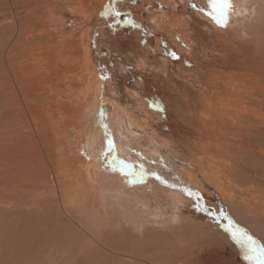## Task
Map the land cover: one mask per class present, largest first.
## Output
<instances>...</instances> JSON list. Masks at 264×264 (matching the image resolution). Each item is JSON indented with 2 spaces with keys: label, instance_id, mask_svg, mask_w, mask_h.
Masks as SVG:
<instances>
[{
  "label": "bare ground",
  "instance_id": "1",
  "mask_svg": "<svg viewBox=\"0 0 264 264\" xmlns=\"http://www.w3.org/2000/svg\"><path fill=\"white\" fill-rule=\"evenodd\" d=\"M28 1L32 4L31 0ZM69 1L73 5L66 9ZM147 1L151 3H146L147 9L153 12L152 4L157 8L154 16L151 15L152 23L145 20L140 25L139 20H134L129 25L137 43L151 35L149 28L152 27L155 31L154 50L170 56L164 42L173 35L171 26L176 27L182 35L181 40L187 44L191 39L189 30L195 32L198 29L199 34L209 31V40L220 46L225 53L223 58L234 57L229 62L237 66L229 72L224 71L220 78L204 73L202 81L203 78L196 73L189 75L190 80L196 83H192L194 86H203L199 90L200 112L194 110V120L201 135L200 151L196 153L193 165L176 168L184 187L179 186L176 179L166 181L160 177L156 183H151L150 188L141 187L131 184L120 171H106L100 166V154L106 143L99 134L98 122L101 108V98L98 100V97H102L103 88L90 41L91 23L98 14L97 4L102 0H84L78 8L75 7V4L79 5L78 1L54 0L60 15L75 18V25L65 35L61 33L63 23L60 20L52 22L50 30L56 34L54 40L22 28L27 22H34L31 13L32 16L21 18L14 16L8 20V25L0 27V95H5V100L14 106L17 114L4 125V130L11 131L12 135L6 137L11 140L10 152L7 153L11 160L8 164L7 159H3L2 165L7 167V171L0 175V204L4 203L0 209L15 212L32 209L31 213L37 220L47 219L45 225L41 222V227L36 224L39 227L35 235L38 236L37 257L28 250L33 245L27 239L31 243L27 246L13 245L20 249L17 251L19 259L26 257V262L35 260L45 264L218 263L209 243L215 240V235L210 233L208 236L207 231L212 229L220 233V238L230 234L227 230L218 231L212 223L207 224L208 219L196 211L201 209V205L219 207L218 202L230 206L226 214H221L231 218L239 231L250 230L259 238L264 233V190L259 187V182H264V142H261L264 137V0H230L229 12L235 16L234 23L224 26L214 22L213 27L203 20L208 17L205 12L208 0H183L184 6L176 0ZM175 6L187 11L194 25L189 27L185 17L175 14L172 10ZM163 11L173 17L165 19ZM123 16L127 18V15ZM5 29L8 32L2 35ZM183 42L173 45V53L180 55V61L188 62L193 55H184ZM149 44L145 41L140 47L144 53ZM50 49L56 54L45 64L42 59L45 57L41 56L43 52L49 55ZM148 58L140 57V65L150 63ZM57 81L61 82L60 88H57ZM142 84L143 80L136 82L138 87ZM128 93L132 96L137 94L131 89ZM113 100L111 110L104 117L120 160L141 166L146 171L152 168L148 161L151 150L140 141L143 138L155 145L166 163L169 162L170 155L163 147L160 133L144 127L134 113L119 107ZM8 111L11 113L12 110L8 108ZM33 115H37L38 120L36 118V123H33L36 125L30 128L28 120H32ZM78 148L89 154L87 163L78 153ZM64 175H67L64 180L66 188L63 184L60 192L58 181L61 183ZM4 185L10 187H4L7 190L3 191ZM35 193L39 194V199H33ZM19 212L16 214L20 217ZM65 214L76 221L74 235L70 231L66 234L75 237L81 233H76L81 228L86 238L91 234L94 239H88L80 246L76 243L64 246L67 242L63 243L62 238L56 236L59 231L65 236L64 230L56 221L61 220L60 217L64 219ZM9 217L12 218L10 214L7 219ZM49 221L55 222L56 228H48ZM147 221L151 225H147ZM146 235L151 236L143 245L140 241ZM8 236L6 233L7 240ZM108 236H112L111 242L126 238L122 243H128L130 251L126 245H122L125 248L122 250L115 247V251L120 253L112 252V246H98L96 239L103 238L105 242ZM20 238L18 241L22 243L25 239L21 241ZM203 242L209 243L208 251H201L199 246ZM7 251L8 257L13 256L9 249ZM102 254L105 258L101 261ZM119 257H125L128 262H120Z\"/></svg>",
  "mask_w": 264,
  "mask_h": 264
},
{
  "label": "rangeland",
  "instance_id": "2",
  "mask_svg": "<svg viewBox=\"0 0 264 264\" xmlns=\"http://www.w3.org/2000/svg\"><path fill=\"white\" fill-rule=\"evenodd\" d=\"M27 1L28 0H0V27L8 25V20L13 18L14 16H16L17 18H21L22 16L26 17L32 14L35 19L34 22H27L28 24H24L22 28H24L26 31L31 30L34 35H41L44 36V38L46 36L54 40L56 34H54L52 30H50L52 29L54 22L60 20L63 23V27L61 30L62 35L67 34L69 30L75 25V18L73 19V17L71 16V18H69L60 15V10H56V4L54 3V0H31L32 4H28L29 1ZM76 1H78L79 3V5L75 4L76 8L81 7L82 2L84 3V0H75V2ZM176 1H178V4H180L181 2V4L183 3V6L185 5L183 0ZM147 2V0H102L101 4H97L99 7L98 14L91 23L90 47L92 50L93 61L97 67L98 73H100L98 79L100 80V85L103 88L102 97L101 95L98 97V100L101 98V108L99 109L98 122L99 128H101V133L99 134H101L103 138L106 139V143L105 149L102 151L103 155L102 153L100 154L102 160L100 162V166L102 165L101 167L106 171H109V169H111V171H119V168L121 166L119 164L120 156L116 151L115 145L114 150H110L107 148V139L110 138L113 144L114 139L109 134V130L106 126L107 120L105 119L104 115L107 112L109 113V111L111 110V105L113 103L112 100L114 99L113 101L118 103L119 107H122L123 109L127 108L129 113H134L137 117V120L140 121L144 125V127H147L151 131H155L158 134L160 133L159 136L164 140V145H166H163V147L167 148L168 154L170 155V160L166 163L164 156L161 154L162 152L160 150H157L154 147L155 145L151 144V142H149L148 140L145 141L143 138H141L140 141L144 142L145 147L151 150L148 154L149 157L147 155L146 156L148 157V161H150L149 167L152 168H149V170L146 171V169L141 166L130 165L132 166L131 173L127 174L126 168V174L122 175L126 176L131 184H136L138 186L146 188H150L151 183H156L160 179H166V181H169L170 179H176L177 182L179 181L178 185L184 187L185 183L179 176L178 172H176V168L177 166L185 168L193 165V159H195L196 153L200 151L199 146L201 135V132L198 129V125L194 120V110L197 109L196 111L200 112L199 103L201 91L199 90L203 89V86H194L192 84L194 82L193 80H190L191 78L189 75L192 73H196V75L200 78H203L202 81H204V73L208 74L210 77L220 78V75L223 74L224 71L229 72L237 66L232 62H229V60L231 61V59H233L234 57H231V59L230 57H228V60L223 58L225 53H222L220 46L217 45L214 41L209 40V31H205L204 34H199L198 29H195V32L189 30L188 33L191 39L187 44L181 40L182 35H179V31H177L176 27L171 26L173 35H171L170 38H166L167 41L164 42V47H166L169 55L171 54L170 56L161 55L158 53V51L154 50L155 31L150 26L149 29L151 30V35H149L146 39H140V43H137L135 40V35L129 30V25L131 23H134V20H139V24L140 22H145V20L147 21L146 23H152L151 15L154 16V10L157 8L153 7L152 4V12L151 9H147ZM71 3L72 2L70 1L66 3V9L67 7L73 5ZM5 6L8 8H6ZM154 6L157 7V4H155ZM32 9L34 10V12ZM70 9H72V7H70ZM172 10H175V14L178 13L180 17H185L190 23L189 27L194 25V20L192 17L188 16L187 11L185 12L184 10L176 6L173 7ZM208 11L209 8L207 7L205 12L208 14ZM33 13L37 16H35ZM117 13H119V15H117ZM162 13L165 19L170 20V18L173 17V15L171 14L169 17V13L165 14L164 11ZM124 14L127 15V18H124ZM41 16L43 19L41 18ZM203 20L206 23L210 24L212 27L215 26L213 19L209 15L208 17L203 18ZM234 21L235 16H233V13L228 12L226 22H222L219 24L229 26L230 24L234 23ZM7 32V29H5L2 35L6 34ZM174 35L176 36V38ZM31 36L32 35H30L29 38H32ZM173 39L175 40L172 41ZM145 41H147L148 44L150 43L148 45V48H145L146 53H144V51L141 50L142 48H140L143 46V43H145ZM179 42H183L182 44H184L182 45L184 55H186L187 57L193 55L192 60H189L188 62H182L180 61V55L172 56V53L175 50L173 45H177ZM2 49H5V46H2ZM42 54L47 55L44 52ZM55 54L56 51L50 49V56L43 55L41 56V58L45 57L42 59L46 64L48 58L53 57V55ZM143 56L145 58L150 57L148 58V60H151L150 63H146V65H140V61L138 60ZM140 80H143L144 84L138 87L136 86V82ZM60 87L61 82L57 81V88ZM129 89L136 91L137 94L132 96L130 93H128ZM13 107L14 106L8 104V101L5 100L4 94L2 96L0 95V175H3L4 170L7 168L6 166L2 165L4 162L3 159L6 158L8 164L11 160L7 155V153L10 152L9 144L11 142L9 141L11 140L10 138L6 137H12V135L11 131L7 132L4 130V125L9 122L12 116L17 115ZM8 108L12 110L11 113H9ZM33 116L35 117L32 120H28V123H31L29 124L30 128L36 125L33 123H36V121L38 120L37 115ZM25 129L27 130L28 128ZM4 139H6V141ZM261 142H264V137L261 138ZM252 143L258 144L254 141ZM84 152V150L78 148V153L80 155H83V158L85 159L84 162L87 163L89 160V154L87 152ZM174 166H176L175 169ZM251 172L253 175L255 174L254 171ZM260 174L263 175V173ZM61 177L63 178H61V183L60 181H58L59 184L57 188L58 191L61 190L60 192H62L64 188L63 184L66 188V183H64V180L67 179V175ZM259 184L260 189L264 190V182H259ZM2 187L3 191H6L7 189L5 190L4 187L10 186L4 185ZM38 195L39 194L35 193L33 199H39ZM218 203L219 207L213 204H210L208 206L201 205V209L196 210L204 217V219H208L207 224L212 223L214 228H216L218 231L223 232L224 230H227V234H230V236L228 235V237L225 235L224 238H220V233L212 231V229H209V232L207 231L208 236L210 235V233L211 235H215V240L209 242L211 243L210 248L214 250L213 256L214 258H216L215 260L218 261V263L214 261L213 264H258L257 260L252 257L258 255L260 249H264V233L259 238V236L257 237L256 234L252 233V231H239V229L235 226L238 233L236 237H233L231 232H229L227 228L228 219L221 214H226V211L230 208V206L227 207V205L223 202ZM3 204L4 203H1L0 205L2 206ZM31 210L32 209L22 210V212H19L17 210L16 212H19L20 214L19 217V215H17L18 213L16 214V212L12 209H7V211L4 209H0V221L2 220L0 222V224L2 223L0 226V258L2 257L0 259V264H45L42 261L38 262L37 259V263L35 262V260L31 261L30 263L26 262L27 260L24 261V258L26 257L19 259V257H17L19 256V254L17 255V251L20 249L17 246H13L16 243L22 244V246H27L28 244H31L28 242V240H31L30 242H32V245L35 247V249L33 248V246H29L31 247V249L28 250L30 251V253H32V256H35V258L37 257L36 255L39 252L36 253V251H39V248L37 246L38 239L36 238H38V236L36 237L35 235L37 234L36 230H38L39 227L36 224L38 223L41 227L43 226L41 222H43L44 224L47 219H40V217H38V219L40 220H37V218L34 217L35 214L31 213ZM9 214L10 216H12V218L9 217L10 224L8 220L9 218L7 219V216ZM1 216L2 218L4 217V220L6 218L5 222L3 219H1ZM74 217L76 218V214H74ZM18 219L22 220L23 223H20L21 221L19 222ZM59 219L61 220H57L56 223L62 229V231L64 230L63 234L65 236L62 235L61 231H59L56 236L57 238H62L63 243L67 242L66 244L64 243V246L67 244H69L70 246H74V243H76L77 246H80L82 245V243L84 244V242L88 241V239H94L91 234L90 237L86 238L81 228H78L76 231V233H81L76 234L75 237H71V235L66 234V232L70 231L74 235V231L76 230V221H73V219L71 220L70 216L66 214L64 219H62V217H60ZM38 221H40V223ZM33 222H35V224ZM49 222L50 226L48 228H56L57 225L55 224V222ZM145 223H147V225H151V223H148V221ZM30 224L32 226H30ZM65 225H68L69 228H67ZM6 233L7 236L9 235V241L5 237ZM21 235L23 238H20ZM150 236L151 235H146L145 238L140 241V243L146 245ZM10 237L14 240L10 239ZM248 237H251V240H249ZM18 238H20L21 241L24 239L25 240L21 243L18 241ZM2 239L6 240V242ZM102 239L103 238L96 239V241H98V246H112V252L114 253H120V251H115V247L119 248L120 250L125 249L122 247V245L128 246L127 250L130 251L128 243H122V241L126 240V238H120V240H116L114 242L110 241L112 240V236H108V238L105 237V242L102 241ZM129 239L130 238H127V241H129ZM209 243L203 242L201 246H199L203 248H201V251H208L210 249L207 246ZM8 249L13 254V256L8 257ZM104 258L105 256L102 254L101 261ZM118 260L120 262H128V259H126L125 257H119ZM55 264L61 263L59 262Z\"/></svg>",
  "mask_w": 264,
  "mask_h": 264
},
{
  "label": "snow or ice",
  "instance_id": "3",
  "mask_svg": "<svg viewBox=\"0 0 264 264\" xmlns=\"http://www.w3.org/2000/svg\"><path fill=\"white\" fill-rule=\"evenodd\" d=\"M208 15L213 19L216 23H222L226 22L228 12L231 8L230 0H208ZM119 15V13H117ZM173 56H175V53H172ZM107 148L110 150H114V144L112 140L109 138L107 139ZM103 155V153H102ZM118 159V158H117ZM119 164L121 165L119 168V171L122 174H126V168H127V174L131 173L132 166L128 165L127 162L120 160ZM115 170V166H114ZM228 231L231 232L233 237H236L237 230L233 224V221L231 218H228ZM249 240H251V237H248ZM257 260L258 264H264V249H260L258 255L252 257Z\"/></svg>",
  "mask_w": 264,
  "mask_h": 264
}]
</instances>
